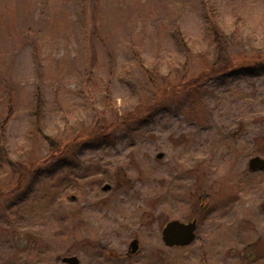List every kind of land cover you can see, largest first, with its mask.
Masks as SVG:
<instances>
[{
	"label": "rangeland",
	"instance_id": "rangeland-1",
	"mask_svg": "<svg viewBox=\"0 0 264 264\" xmlns=\"http://www.w3.org/2000/svg\"><path fill=\"white\" fill-rule=\"evenodd\" d=\"M80 4L0 0V123L8 87L11 160L33 168L47 156L32 129L37 92L41 133L58 143L92 127L95 112L112 115L100 87L84 85L89 67L119 116L155 106L148 122L72 149L20 187L0 171V264H63L72 256L79 264H264V172L247 166L264 159V71L211 78L155 104L134 60L157 65L163 79L180 75L186 59L172 35L177 27L192 52L189 75L211 66L203 5L214 8L232 56L264 58V0H101L112 67L103 50L91 60ZM171 221H196L190 246L163 244ZM133 239L140 248L126 257Z\"/></svg>",
	"mask_w": 264,
	"mask_h": 264
},
{
	"label": "trees",
	"instance_id": "trees-1",
	"mask_svg": "<svg viewBox=\"0 0 264 264\" xmlns=\"http://www.w3.org/2000/svg\"><path fill=\"white\" fill-rule=\"evenodd\" d=\"M100 5L101 0H81L80 8L84 34L86 42L88 43L91 60L96 62L97 51L103 50L106 54L109 67H112L114 65V60L106 46L107 42L103 32ZM203 9V20L206 26L205 38L214 49V63L208 68H205L194 76L189 75V61L191 60L192 52L186 38L177 27L174 28L172 35L182 49L186 59L185 63L182 65L183 68L180 71L181 74L177 75V77L160 78L157 65H154L151 69H147L143 65L140 56L135 54L134 60L139 69L141 78L153 88L154 93L157 96V99L154 100L155 104L165 98H169V95L170 97H179L181 95L195 93L199 84L211 78H224L227 75L234 77L240 75V73L252 75L253 73L264 71V58L261 56L239 55L234 57L231 55L227 39L218 26L214 14V8L206 9V6L203 5ZM84 85L88 89H92L93 86L100 87L105 107L112 112V115L107 118L104 114L95 112V121L92 127L82 129L69 140L58 143L54 139L43 136L41 133L40 127L43 113V101L40 93H35L30 111L33 119L32 129L40 135L44 141L47 147V156L42 160V165L33 168L12 161L5 148L6 129L13 117V92L7 87L8 106L5 109V118L0 123V171L8 172L11 178L15 180V184H17L18 187L28 179L30 174H38L43 166H46L53 160H60L61 158L66 157L71 153L70 151L72 149L76 150L81 147L97 146L108 139L110 135L119 128L128 126L130 123H146L151 119L150 112L155 106L154 104L139 105L133 111L123 116H119L118 113L112 109L109 97V87H102V81L94 78L91 67L86 71ZM3 195L4 194L0 189V197H3Z\"/></svg>",
	"mask_w": 264,
	"mask_h": 264
},
{
	"label": "water",
	"instance_id": "water-1",
	"mask_svg": "<svg viewBox=\"0 0 264 264\" xmlns=\"http://www.w3.org/2000/svg\"><path fill=\"white\" fill-rule=\"evenodd\" d=\"M161 158V155L157 157ZM248 170L250 171H263L264 172V159L254 157L248 162ZM106 186L104 190H108ZM197 229L196 221L189 223H181L179 221L168 222L162 230V242L167 248L173 247H187L190 246L196 239L195 231ZM131 252L137 250V242L133 241L130 245ZM63 264H79L78 258L75 256L65 257L62 259Z\"/></svg>",
	"mask_w": 264,
	"mask_h": 264
},
{
	"label": "flooded vegetation",
	"instance_id": "flooded-vegetation-1",
	"mask_svg": "<svg viewBox=\"0 0 264 264\" xmlns=\"http://www.w3.org/2000/svg\"><path fill=\"white\" fill-rule=\"evenodd\" d=\"M133 241H136V242H137V250H136V252H134V253H132V252H131V249H130V245H131V243H132ZM139 248H140V246H139L138 241H137L136 239L131 240L130 243H129V245H128V248H127V253L125 254L126 257H132V256H134V255L137 253V251L139 250ZM111 256H112V254H111ZM117 257H118V255L116 256V254H115V258H117Z\"/></svg>",
	"mask_w": 264,
	"mask_h": 264
}]
</instances>
